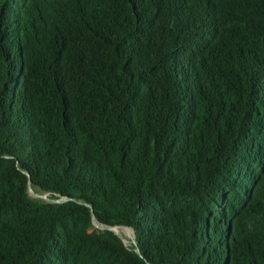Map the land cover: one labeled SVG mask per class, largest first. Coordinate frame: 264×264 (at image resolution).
<instances>
[{
  "label": "trees",
  "instance_id": "trees-1",
  "mask_svg": "<svg viewBox=\"0 0 264 264\" xmlns=\"http://www.w3.org/2000/svg\"><path fill=\"white\" fill-rule=\"evenodd\" d=\"M263 25L264 0H0V264H264Z\"/></svg>",
  "mask_w": 264,
  "mask_h": 264
},
{
  "label": "rangeland",
  "instance_id": "rangeland-1",
  "mask_svg": "<svg viewBox=\"0 0 264 264\" xmlns=\"http://www.w3.org/2000/svg\"><path fill=\"white\" fill-rule=\"evenodd\" d=\"M245 38H264V25L257 28L253 33L246 35ZM37 190H34L32 188L29 189V197L32 199H30L31 201L35 200V201H46L49 202L50 198L48 196V194L42 193L40 192L41 190L39 188H36ZM33 201V202H35ZM69 201L65 198H61V197H56L55 201L53 203H40V204H58V205H63L68 203ZM39 203V202H36ZM118 228H122V227H118ZM125 229V230H124ZM93 232H102L104 231L99 225H95L93 224ZM115 232L117 233V235L123 240L125 246L131 250L134 251V244H135V240H134V234L132 232V230L130 231L127 228H123L121 230L117 229L115 230Z\"/></svg>",
  "mask_w": 264,
  "mask_h": 264
},
{
  "label": "water",
  "instance_id": "water-1",
  "mask_svg": "<svg viewBox=\"0 0 264 264\" xmlns=\"http://www.w3.org/2000/svg\"><path fill=\"white\" fill-rule=\"evenodd\" d=\"M31 185V183L30 182H28V185ZM51 194V193H50ZM52 195H54L55 197H61L59 194H52ZM27 196H28V194H27ZM28 198H29V196H28ZM62 198V197H61ZM65 199H67V198H65ZM69 202H74V201H76V200H74V199H67ZM79 203H83V204H85L84 202H79ZM89 208H91V206L89 205V204H86ZM92 221H93V224H97V225H99L104 231H109V232H112L114 235H116L118 238H120L117 234H115V232L113 231V228L115 227V226H105V225H102V224H100V223H98L97 222V220L95 219V217L94 216H92ZM131 229V228H130ZM133 231V230H132ZM134 232V231H133ZM134 238H135V243H136V248H135V253H137V254H140V251H139V245H138V243H137V241H136V234H135V232H134ZM120 240L122 241V243L124 244V242H123V240L120 238ZM124 246H125V244H124Z\"/></svg>",
  "mask_w": 264,
  "mask_h": 264
},
{
  "label": "bare ground",
  "instance_id": "bare-ground-1",
  "mask_svg": "<svg viewBox=\"0 0 264 264\" xmlns=\"http://www.w3.org/2000/svg\"><path fill=\"white\" fill-rule=\"evenodd\" d=\"M115 228H117V227H114V228H113V231H114V232H115V230H114ZM115 234H117V233L115 232Z\"/></svg>",
  "mask_w": 264,
  "mask_h": 264
}]
</instances>
